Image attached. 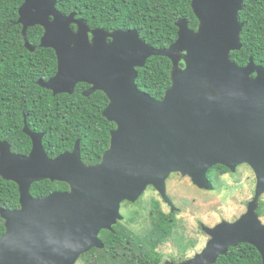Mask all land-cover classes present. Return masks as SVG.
Returning <instances> with one entry per match:
<instances>
[{
  "label": "water",
  "instance_id": "1",
  "mask_svg": "<svg viewBox=\"0 0 264 264\" xmlns=\"http://www.w3.org/2000/svg\"><path fill=\"white\" fill-rule=\"evenodd\" d=\"M57 2L24 0L19 8L26 47L35 51L27 30L41 25L39 45L56 52V74L38 83L54 95L72 94L80 82L90 85L86 96L103 91L109 99L103 115L116 127L96 164L82 160L80 139L72 150L49 156L45 132L33 131L26 117L29 153L12 151L0 138V176L16 182L20 193L19 208L0 206L6 227L0 264H76L104 245L99 232L113 229L121 202L137 200L148 185L168 197L166 180L180 172L212 189L211 167L235 170L242 164L257 179L247 211L234 222L205 226L208 244L180 264H214L240 242L255 245L264 264V222L257 212L264 194V66L253 57L245 66L231 58L243 47L239 15L245 0H192L198 28L181 18L177 39L165 48L146 42L137 29H91L74 13H62ZM153 55L173 64L171 86L160 99L137 84L138 68ZM44 179L66 182L69 189L34 197L32 184Z\"/></svg>",
  "mask_w": 264,
  "mask_h": 264
},
{
  "label": "trees",
  "instance_id": "2",
  "mask_svg": "<svg viewBox=\"0 0 264 264\" xmlns=\"http://www.w3.org/2000/svg\"><path fill=\"white\" fill-rule=\"evenodd\" d=\"M23 2L0 0V138L10 143L12 151L29 153L32 140L23 130L26 117L33 131L45 132L43 146L49 156L72 150L80 139L82 160L96 164L109 147L111 130L116 127L103 115L109 99L101 90L84 95L89 88L85 82L78 83L72 94L54 95L52 90L39 85L40 78L48 80L56 74L57 56L54 49L39 45L44 34L41 25L27 30L35 51L26 47L23 25L18 22ZM191 3L192 0H58L57 8L65 15L74 13L91 29H137L146 42L165 48L177 39V22L181 18L187 19L191 29L198 28L199 20ZM239 19L245 23L241 32L243 47L232 51L231 58L245 66L253 57L264 66V0H245ZM72 27L77 28L75 24ZM172 65L166 56L149 57L145 66L138 68L139 88L162 98L172 83ZM67 189L66 182L44 179L32 184L31 194L44 197ZM19 197L17 183L0 176V206L19 208ZM258 212L264 214V202ZM5 231V221L0 215V237ZM94 254L93 249L82 257L93 260ZM214 264H263V259L255 246L241 243L230 246Z\"/></svg>",
  "mask_w": 264,
  "mask_h": 264
},
{
  "label": "flooded vegetation",
  "instance_id": "3",
  "mask_svg": "<svg viewBox=\"0 0 264 264\" xmlns=\"http://www.w3.org/2000/svg\"><path fill=\"white\" fill-rule=\"evenodd\" d=\"M242 165L250 168L252 174L248 178H252L256 183L253 169L247 164ZM237 168L235 170L228 167L222 169L218 165L211 167L207 171V177L213 184L212 189L199 187L190 176H183L180 172L171 173L166 180L168 197H165L154 185H148L137 200L121 202V217L113 224V229L104 228L99 232V237L104 245L102 247L94 246L89 250L94 249L93 260L81 255L76 264L79 262L82 264H180L186 260L185 255L188 251L194 250V255L197 254V229L199 228L206 234L207 240L203 246L205 247L211 239L205 226L213 227L224 220L234 222L239 219L247 211L249 202L255 195L256 184L253 196L244 200L245 210L241 214L228 220L222 219L212 226L198 218L197 198L193 193L187 196V191L190 190L186 186H193L191 190L194 192L206 190L211 192L229 174L233 175L235 179L237 178L235 180L229 176L231 179L233 178L232 184L240 185L244 176L238 177L239 173L234 176ZM178 185H183L179 187L181 193L176 190ZM185 187L187 189L183 191ZM263 195L259 199L257 212L264 202ZM187 203L192 205L189 210L186 208ZM258 214L263 221L264 214L259 212ZM241 243L255 246L250 242H240L239 244Z\"/></svg>",
  "mask_w": 264,
  "mask_h": 264
},
{
  "label": "rangeland",
  "instance_id": "4",
  "mask_svg": "<svg viewBox=\"0 0 264 264\" xmlns=\"http://www.w3.org/2000/svg\"><path fill=\"white\" fill-rule=\"evenodd\" d=\"M237 173H239L238 177L240 175L244 176V180L240 185L232 184L233 183L232 179L234 177L233 175L229 174V176H232L233 178L231 179L229 176H225L224 178L228 180L225 179L222 180L220 185L214 188L213 191L211 192H207V190L194 192L193 190H191L193 189V186H186L190 190L187 191V196H189L190 193H193V195H195L197 198L198 218L204 221V223H206L207 225L212 226L217 222L222 221V219H227V220L231 219L233 217L238 216L245 210V205H243V202L244 200H247L248 198H251L253 196V190L255 188L256 183H254L252 178H248V176L252 174L249 167L245 165H241L237 168L236 174L234 176H236ZM180 186L183 185H178L176 189L179 193H181L179 190ZM186 187L183 189V191L187 189ZM263 199H264V195H263ZM191 207L192 205L190 203H187L186 205L187 210H189ZM263 221H264V217H263ZM196 232H197L196 251L199 253L206 247L203 246L205 245L204 243L207 240V237L206 234H204L199 228L197 229ZM194 253H195L194 250L188 251L185 255L186 256L185 259L187 260L194 257L196 255V254L194 255ZM78 264H82V263L79 262Z\"/></svg>",
  "mask_w": 264,
  "mask_h": 264
}]
</instances>
